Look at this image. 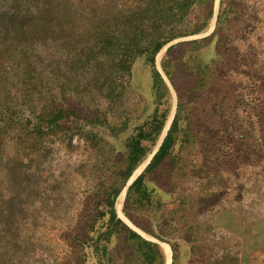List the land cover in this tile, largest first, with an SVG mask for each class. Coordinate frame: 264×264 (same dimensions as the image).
Returning <instances> with one entry per match:
<instances>
[{
    "label": "rangeland",
    "instance_id": "1",
    "mask_svg": "<svg viewBox=\"0 0 264 264\" xmlns=\"http://www.w3.org/2000/svg\"><path fill=\"white\" fill-rule=\"evenodd\" d=\"M109 1L117 12L134 2ZM105 3L0 0V16L6 28L0 27V264H112L111 256L119 251L128 232L120 224L113 229L105 201L113 169L103 159L118 156L122 174L131 137L141 128L152 130L163 114L166 121L162 130L154 140L155 134L142 141L147 153L116 198L118 217L146 238L159 242L162 249L168 244L171 258L168 260L163 249L165 264H264V0H213L214 15L203 32L167 43L156 54L155 66L144 58L137 60L130 90L133 97L143 101L141 118L132 120L117 134L101 127L100 144L84 133L70 139L57 128L36 140L15 123L11 114L19 94L18 73L24 70L23 61L17 65L23 51L38 68L47 67L49 73L64 56L53 48L46 56L42 54L45 62L36 60L45 48L41 42L37 48L23 51L13 45L6 48L13 26L30 23L47 4H56L68 13L97 16L96 24L104 29L118 28L99 22L107 13ZM207 7L194 6L190 17L204 16ZM205 38L209 40L202 41L197 50L180 46L168 54L173 45ZM154 67L160 74L158 83ZM52 87L47 98L50 110H55L60 93ZM176 115V152L180 149L188 171L199 174L190 185L197 191L208 182L213 189L211 197L200 199L203 225L208 226L197 240L196 250L201 255L193 252L191 244L174 228L169 227L171 233L159 240L123 213L129 186L145 171ZM99 145L102 152L97 149ZM173 157L174 152L167 165L153 173L161 183ZM146 185L148 191L153 190L152 205L143 198L145 206L136 208L129 203L128 210L155 230L161 212L159 203L174 202L177 196L157 189L153 182ZM76 227L85 234L83 249L73 238ZM126 242L132 251L136 241Z\"/></svg>",
    "mask_w": 264,
    "mask_h": 264
},
{
    "label": "trees",
    "instance_id": "2",
    "mask_svg": "<svg viewBox=\"0 0 264 264\" xmlns=\"http://www.w3.org/2000/svg\"><path fill=\"white\" fill-rule=\"evenodd\" d=\"M106 2L108 4L105 3L104 8L107 13L102 15L99 22L108 28L116 24L118 28L104 29L96 24L97 16L84 17L77 12L68 13L56 4H47L41 15L30 23L13 26L14 33L9 35L6 48L13 45L23 51L37 48L36 44L41 42L45 48L36 56V60L45 62L44 56L53 48L64 56L50 73L47 67L38 68L33 58L25 55V51L19 58L17 65L20 66L23 61L24 70L23 74L18 73L19 88L16 91L19 94L11 116L13 115L18 126L25 127V132L35 135L36 140L48 136L57 128L70 139L74 134L84 133L100 144L101 136L98 131L101 127L111 134L124 131L132 120L141 118L144 105L141 98L133 97V91L130 90L135 62L144 58L155 66L156 54L167 43L203 32L214 15L213 0H134L127 9L120 12H117L112 2ZM203 4H208L206 14L202 17H190L194 6ZM0 27L6 29L1 16ZM207 40L209 38L178 43L168 49V54L180 46H187L190 51L197 50L202 41ZM31 65L34 68H30ZM166 71L172 79L171 72L168 69ZM153 76L158 83L161 78L155 67ZM52 85L60 93V101L55 110H50L47 98ZM177 117L178 115L145 171L129 186L123 213L139 229L159 240H164V236L171 233L169 227L174 228L177 235L191 244L193 252L199 254L196 250L197 240L203 236V229H208V226L203 225L200 199L204 196L211 197L213 189L209 188L208 182L197 191L190 185L193 177H199V174L188 171L189 166L186 168L184 158L179 154L180 149L176 152ZM165 121L166 115L163 114L152 130L147 132L141 128L139 134L131 137L122 174L119 173L118 156L110 155L103 159V163H111L108 168L113 169L109 175L113 180L108 186L110 191L105 200L113 229L120 224L128 232L119 251L112 254V264L166 263V256L159 242L130 228L115 210L116 198L147 153L148 147L142 141L155 134L151 139L154 140ZM102 148V145L97 147L100 152ZM173 152L169 173L165 182L161 183L153 173L167 165ZM147 181L155 183L157 189L177 196L174 202L159 203L161 212L155 230L134 218L128 210L129 203L136 205V208L145 206L143 198L148 205H152L153 190L148 191ZM73 231L77 233L73 238L78 247L83 249L86 241L83 230L76 227ZM109 235L108 233L107 239ZM126 241H136L134 251H130ZM105 251L106 246H103V254ZM124 251L120 263L119 258Z\"/></svg>",
    "mask_w": 264,
    "mask_h": 264
},
{
    "label": "bare ground",
    "instance_id": "3",
    "mask_svg": "<svg viewBox=\"0 0 264 264\" xmlns=\"http://www.w3.org/2000/svg\"><path fill=\"white\" fill-rule=\"evenodd\" d=\"M122 198H123V194L120 195V197H119V206L121 204ZM162 246H163V249L165 250V252L167 253L168 260H169L171 258V248L168 244H163ZM166 259H167V257H166Z\"/></svg>",
    "mask_w": 264,
    "mask_h": 264
},
{
    "label": "water",
    "instance_id": "4",
    "mask_svg": "<svg viewBox=\"0 0 264 264\" xmlns=\"http://www.w3.org/2000/svg\"><path fill=\"white\" fill-rule=\"evenodd\" d=\"M166 256V255H165Z\"/></svg>",
    "mask_w": 264,
    "mask_h": 264
}]
</instances>
